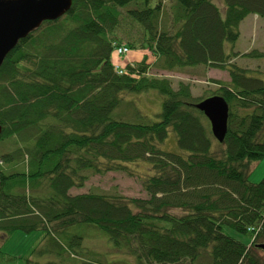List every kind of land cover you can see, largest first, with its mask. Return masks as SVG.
Returning a JSON list of instances; mask_svg holds the SVG:
<instances>
[{
	"label": "trees",
	"instance_id": "1",
	"mask_svg": "<svg viewBox=\"0 0 264 264\" xmlns=\"http://www.w3.org/2000/svg\"><path fill=\"white\" fill-rule=\"evenodd\" d=\"M72 1L0 69V233L39 232L44 254L75 264H109L86 244L94 231L133 264H264V179L250 181L264 161V80L236 61L264 52L240 55L229 45L247 18L264 21V0H222V8L214 0ZM122 44L149 51L167 72H226L229 82L211 80L216 90L205 93L229 106L224 142L196 108L210 97H194L191 84L174 89L149 76L146 58L120 74L112 56ZM149 91L164 98L158 121L115 118L125 93ZM170 130L187 156L161 149ZM139 163L152 168L142 181L147 199L73 193ZM6 259L0 246V264Z\"/></svg>",
	"mask_w": 264,
	"mask_h": 264
},
{
	"label": "rangeland",
	"instance_id": "2",
	"mask_svg": "<svg viewBox=\"0 0 264 264\" xmlns=\"http://www.w3.org/2000/svg\"><path fill=\"white\" fill-rule=\"evenodd\" d=\"M221 8L223 7L222 0H214ZM264 22L263 20L257 22L254 17H249L240 26L241 37L238 42L231 46V50L238 52L240 55L252 51L264 52ZM128 32V31H126ZM136 30L133 31L135 35ZM139 35L136 36L138 38ZM127 40L124 41L126 43ZM228 45V46H229ZM147 55V56H146ZM147 59L148 63L152 66L148 73L151 77L169 78L173 82L174 89H177L180 82L191 84L194 97L205 99L210 97L206 94L208 90L215 89L216 85L211 80H217L223 83L229 81V76L226 72L219 70H211L206 67H195L176 69L172 72L161 70L155 65L156 57L149 51L143 50H130L127 55L119 56L115 51L112 56L115 66L125 68L133 62H141ZM238 65L252 70V76L264 80V59H248L240 56L236 59ZM205 95V96H204ZM124 103L115 112V118L124 120L131 123L146 122L141 117H146L147 120L156 122L160 119V114L163 110V96L157 91H149L145 93H125L123 95ZM129 102H133L138 110L141 112L139 117L135 111L131 109ZM161 149L170 153H179L187 156L179 145L176 134L170 130L168 139L161 145ZM130 170L125 172H111L104 176H94L86 185V187L79 191H74V194H83L91 191H102L111 195H121L126 198L147 199L148 195L145 193L142 181L146 179L148 172H152V168H148L147 164H136L127 166ZM264 179V161L254 165L253 172L250 176V181L259 183ZM72 193V194H73ZM85 227H78L80 235L83 237V229ZM226 232L234 237V233L226 228ZM99 232V231H98ZM94 233L89 232L86 238V244L90 249L98 253L106 255L107 263L113 264L123 262L133 264V258L122 252L115 250L108 242V236L102 232ZM47 244L43 243L42 237L39 232L25 234L17 232L10 235L0 233V246H3L4 252L7 254V262L4 264H75L74 260L61 259L57 255L44 254L43 251L47 248ZM46 247V248H45ZM48 249V248H47ZM260 256L264 260V250L259 251Z\"/></svg>",
	"mask_w": 264,
	"mask_h": 264
},
{
	"label": "water",
	"instance_id": "3",
	"mask_svg": "<svg viewBox=\"0 0 264 264\" xmlns=\"http://www.w3.org/2000/svg\"><path fill=\"white\" fill-rule=\"evenodd\" d=\"M72 4V0H0V69L22 40L45 22L60 20L68 14ZM196 108L208 119L214 138L223 143L229 121V106L225 99L210 97L197 104ZM257 247L264 250V245Z\"/></svg>",
	"mask_w": 264,
	"mask_h": 264
},
{
	"label": "built area",
	"instance_id": "4",
	"mask_svg": "<svg viewBox=\"0 0 264 264\" xmlns=\"http://www.w3.org/2000/svg\"><path fill=\"white\" fill-rule=\"evenodd\" d=\"M129 48L127 46H120L117 48V53L119 56H124V55H127L129 53ZM118 72L120 74H123V70H119L118 69Z\"/></svg>",
	"mask_w": 264,
	"mask_h": 264
},
{
	"label": "crops",
	"instance_id": "5",
	"mask_svg": "<svg viewBox=\"0 0 264 264\" xmlns=\"http://www.w3.org/2000/svg\"><path fill=\"white\" fill-rule=\"evenodd\" d=\"M253 17H254L255 21H257V22L261 21L257 16H253ZM247 19H248V18H247ZM247 19H246V20H247ZM246 20H245V21H246ZM262 23H264V22H262ZM244 54H245V53H244ZM133 63H134V62H133ZM118 67H119V66H118ZM120 68H121V67H120ZM228 82H229V81H228Z\"/></svg>",
	"mask_w": 264,
	"mask_h": 264
}]
</instances>
